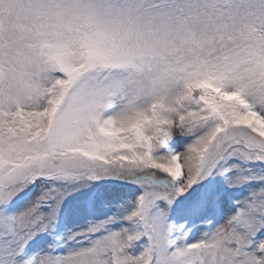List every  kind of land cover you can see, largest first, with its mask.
Here are the masks:
<instances>
[{
	"label": "snow or ice",
	"instance_id": "6c2138e0",
	"mask_svg": "<svg viewBox=\"0 0 264 264\" xmlns=\"http://www.w3.org/2000/svg\"><path fill=\"white\" fill-rule=\"evenodd\" d=\"M0 264H264V0H0Z\"/></svg>",
	"mask_w": 264,
	"mask_h": 264
},
{
	"label": "clouds",
	"instance_id": "9594fccd",
	"mask_svg": "<svg viewBox=\"0 0 264 264\" xmlns=\"http://www.w3.org/2000/svg\"><path fill=\"white\" fill-rule=\"evenodd\" d=\"M33 71H34V72H37V74H38V70H37V69H33ZM4 89H5V94H6V95L8 94L9 89H11L12 92H15V91L18 90V89H17V86H16L15 83L12 82V81H8V82H6V83H5V86H4Z\"/></svg>",
	"mask_w": 264,
	"mask_h": 264
}]
</instances>
